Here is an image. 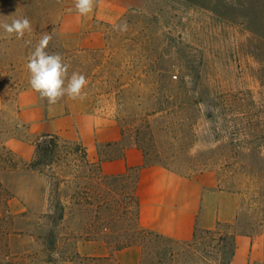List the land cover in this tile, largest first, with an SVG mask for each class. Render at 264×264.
<instances>
[{"label": "rangeland", "instance_id": "374dc122", "mask_svg": "<svg viewBox=\"0 0 264 264\" xmlns=\"http://www.w3.org/2000/svg\"><path fill=\"white\" fill-rule=\"evenodd\" d=\"M22 17L32 25L22 38L5 39L0 29V264H62L60 253L77 250L87 234L103 243L134 225L132 204L118 221L85 204L90 181L81 152L42 172L28 166L45 133L19 115L29 82L23 42L35 47L44 34L52 36L46 51L61 54L69 75L78 71L94 82L84 91L118 122L122 143L138 140L147 162L181 176L213 172L218 188L232 194L231 227L198 233L197 251L180 257L234 264L233 229L264 231V0H98L89 14L90 43L76 49L64 48L59 36L64 19L83 18L74 0H0V22ZM122 23L127 30H116ZM62 50L83 52L71 58ZM65 99L45 100L47 114H59ZM60 139L73 143L69 149L80 143ZM123 203L115 196L111 207ZM143 244L140 264H162L157 242Z\"/></svg>", "mask_w": 264, "mask_h": 264}, {"label": "crops", "instance_id": "0c3cea01", "mask_svg": "<svg viewBox=\"0 0 264 264\" xmlns=\"http://www.w3.org/2000/svg\"><path fill=\"white\" fill-rule=\"evenodd\" d=\"M89 31V15L66 18L59 25L60 40L66 49L88 45ZM23 43L22 61L27 64L34 46L27 39ZM27 74L29 78L28 70ZM19 98V115L24 122L34 123L40 133L78 140L88 162L99 163L102 175H121L143 164L144 157L135 140L122 143L120 126L101 100L90 95L82 100L67 97L61 112L50 116L29 82ZM135 195L139 226L178 242L190 241L196 228L213 230L217 223L231 224L234 220L232 194L218 188L213 172L181 176L159 164L141 167ZM234 237V264H264V231L254 232L246 225H239L234 229ZM77 252L88 258L109 255L105 243L96 240L83 241ZM142 255V246L132 245L117 252L115 259L117 264H140Z\"/></svg>", "mask_w": 264, "mask_h": 264}, {"label": "trees", "instance_id": "16d2710c", "mask_svg": "<svg viewBox=\"0 0 264 264\" xmlns=\"http://www.w3.org/2000/svg\"><path fill=\"white\" fill-rule=\"evenodd\" d=\"M62 52L68 54L67 57H75L78 53L83 52L82 50H76L73 52H69L66 50H62ZM93 81H89L87 85H93ZM102 90V89H100ZM86 95H89V92L84 91ZM110 90H104V94H109ZM67 98V96H66ZM43 102V107L47 113V103L45 100ZM122 135L123 131L121 130ZM136 136H138L137 131L134 132ZM69 144H73L70 141L62 140L59 136L53 134H44L40 137V139L36 142L35 145V153L34 157L29 163V168L31 170H37L42 172L44 169H51L54 165L61 163L65 160L66 156L69 154H74L75 152H81V161L83 166L87 168L88 174L84 176L85 179L90 181V184L85 191L82 192L83 199L85 204L89 207L95 205L97 209L103 208L107 213L111 211L114 214H110L109 216L112 219H127L128 211L127 205L132 204L134 207V225L128 228H119V229H131L126 233H120L119 235L113 237L112 240L104 241L106 248L108 249L109 255L106 257H97V258H88V257H81L77 250L74 249L73 251L67 253H60L59 257L62 261H81V260H89V259H97L103 261H110L115 259V255L120 250L132 246V245H140L142 249L144 248V241L145 240H155L158 244V249L156 250V254L159 255L163 259L162 264H188L185 261L184 255L180 257L182 254L181 252L190 251L196 252L197 245L196 240L198 237V233L202 232L205 234L213 235L216 233V230L220 226L224 227H231V224H220L217 223L213 230H200L196 228L194 235L190 241L185 242H178L173 239L158 235L148 229L142 228L139 226L137 222L138 218V201L135 195V185L137 182V174L138 170L141 167H147L150 165H154V163L147 162L145 159L144 149L141 143L136 140V145L141 150L144 160L143 164L140 167H132L127 170L126 173L117 175V176H104L100 173V166L98 164H90L86 159V153L84 147L80 143H76L74 149H69L67 147ZM51 178V177H50ZM52 179L56 180L55 177ZM59 182V181H58ZM129 185V192L123 193L125 186ZM120 187V188H119ZM96 195L93 197L91 195ZM122 195L123 198V207H111L112 202L114 201L115 196ZM98 196V197H97ZM93 197V198H92ZM60 205V203H59ZM59 213L57 220L63 219V211L64 207L60 205ZM121 209V210H120ZM98 218V217H97ZM101 219V218H98ZM102 219H106L102 217ZM121 236V237H120ZM233 240L232 244H235V237H234V229H233ZM93 240L87 234L85 241ZM161 248V249H159ZM181 253V254H180ZM117 264V263H116Z\"/></svg>", "mask_w": 264, "mask_h": 264}, {"label": "clouds", "instance_id": "9594fccd", "mask_svg": "<svg viewBox=\"0 0 264 264\" xmlns=\"http://www.w3.org/2000/svg\"><path fill=\"white\" fill-rule=\"evenodd\" d=\"M97 2L98 0H74V7L79 16H87L94 11ZM115 28L118 31H126L127 24H117ZM0 29L3 30V38L7 39L14 34L19 39L26 32L31 33L32 25L27 17H22L12 19L11 22H0ZM51 40L50 34L42 35L28 57L26 68L30 74L31 89L49 105L56 104L65 96L72 100L84 99L87 78L78 71L69 75L70 64L64 62L61 54L46 51Z\"/></svg>", "mask_w": 264, "mask_h": 264}]
</instances>
